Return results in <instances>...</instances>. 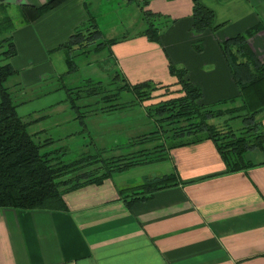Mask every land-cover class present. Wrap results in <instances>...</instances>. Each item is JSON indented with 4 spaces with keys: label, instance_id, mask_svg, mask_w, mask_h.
<instances>
[{
    "label": "crops",
    "instance_id": "1",
    "mask_svg": "<svg viewBox=\"0 0 264 264\" xmlns=\"http://www.w3.org/2000/svg\"><path fill=\"white\" fill-rule=\"evenodd\" d=\"M44 1L0 0L12 20L0 37L9 35L15 48L0 62L16 70L9 75L15 77L10 85L19 89L67 75L58 46L89 16L99 27L102 0H64L33 20L21 16V5ZM200 1L209 7L212 2ZM126 2L117 0V7ZM214 5L213 20L221 25L194 33L191 0H147L144 8L165 17L156 24V41L146 38L144 27L118 37L99 27L103 38L115 40L94 51L105 48L123 81L170 82L171 63L185 68L204 102H234L237 86L219 44L255 25L246 41L264 62V0H217ZM9 76L3 84L11 93L5 82ZM256 116L263 139L260 148L245 151L251 164L241 170L224 172L214 143L204 138L167 150L163 158L172 159L170 171L178 182L145 198L125 196L130 192L124 189L133 184L113 172L63 192L61 209L0 207V264H264V108Z\"/></svg>",
    "mask_w": 264,
    "mask_h": 264
},
{
    "label": "trees",
    "instance_id": "2",
    "mask_svg": "<svg viewBox=\"0 0 264 264\" xmlns=\"http://www.w3.org/2000/svg\"><path fill=\"white\" fill-rule=\"evenodd\" d=\"M63 1L45 0L36 6L21 5L20 13L25 20H33ZM146 3L147 0L138 3L142 17L146 21L142 33L147 39L156 41L159 33L154 19L158 14L144 8ZM189 16L190 30L194 33L206 29L215 30L221 25L214 22L212 9L200 0H191ZM11 27V18L0 6V36ZM252 28L236 32L219 44L238 91L239 101L231 106L219 107L226 103L228 98L204 102L199 86L186 77L185 68L171 63H168V72L172 76L170 82L158 83L149 79L133 83L123 82L121 87L130 89L139 102L145 103V108H148L146 112L149 115L153 113L154 121L161 133L165 130L163 125L166 123H176L177 119L182 123L183 120H188L182 126L180 125L182 123L178 125V131L168 134L164 132V141L151 146V150L141 148L130 156L120 154L104 158L100 151H97L81 154L65 162L58 156L59 148L42 151L40 149L42 144L34 139L36 132L26 130V125L30 121L17 114L11 93L3 84L5 78L16 70L9 62H0V207L64 208L62 194L66 190L87 183L100 182L111 173L122 171L134 164L162 159L168 149L204 138H209L214 143L223 162L224 172L241 170L249 166L251 163L243 155L247 149L260 148L263 129L256 114L264 108V62L257 59L246 41L251 31L257 30L255 25ZM114 40L115 37L103 38L94 17L89 16L58 46L63 50L67 72L76 68L73 51L78 49L80 53L85 52L89 50L86 48L89 45H92V50H97ZM14 53L15 48L10 36L0 37V56L8 57ZM74 89L79 96L82 88L77 86ZM103 89L100 82L95 81L90 90L86 88V94L99 93ZM114 98L116 92L107 91L102 100L110 101ZM116 107H118L116 102H109L99 109L111 110ZM223 114L232 115V118L241 117L240 125L232 128L227 123L218 124L210 121ZM173 126L175 127V124ZM185 129L186 133H182L181 131ZM151 132L154 133L155 130ZM149 137L150 135H140L137 140L141 142ZM52 141V138L47 137L45 142ZM159 145L161 148H157ZM142 154L146 155L140 157ZM95 162H100V165L91 167ZM177 182L178 175L175 171L143 175L139 182L124 189L130 192L125 196L137 194L138 196L135 195L133 198L142 199L157 189L175 185Z\"/></svg>",
    "mask_w": 264,
    "mask_h": 264
},
{
    "label": "rangeland",
    "instance_id": "3",
    "mask_svg": "<svg viewBox=\"0 0 264 264\" xmlns=\"http://www.w3.org/2000/svg\"><path fill=\"white\" fill-rule=\"evenodd\" d=\"M214 2L217 3V0L210 3L212 9L215 6ZM138 3L139 0H130L123 8L120 3L118 8L117 0H102L98 4L99 27L105 34L112 32L111 34L117 37L137 32L146 26ZM94 5L95 3L92 7ZM164 19L165 17L158 16L154 22L164 23ZM106 53L104 48L98 52L88 50L85 54H77L74 56L75 70L66 73L67 75L62 78L47 77L39 83L21 89L13 87L15 84L10 85L15 81L14 76H9L5 81L11 88V99L17 114L30 121L26 125V130L36 132L34 139L42 144L40 148L42 151L63 148L62 153L58 151V156L65 162L81 154L97 151H100L104 158L120 154L130 156L141 148L151 150L154 144L162 143L164 132L168 134L178 131V125L182 123L180 119H177L176 123H166L163 125L165 130L162 133L159 131L153 113L149 115L146 112L148 108H145V103L139 102L130 89L121 87L124 81L115 76L116 67L111 64ZM95 81L100 82L104 92L86 94V88L90 90ZM77 86L82 88L79 96L74 89ZM105 91L116 92V98L103 101ZM238 101L235 99L234 102H224L219 107L231 106ZM109 102H116L118 107L111 110L99 109ZM187 121L183 120L180 125ZM210 121L218 124L227 123L235 128L240 125L241 117L232 118V115L223 114ZM152 130L155 132H151ZM186 131L185 129L181 132ZM140 135L150 137L140 142L137 140ZM47 137L53 141L45 142ZM157 148H161L160 145ZM173 164L172 159L167 156L134 164L117 172L120 173L117 175L128 179L129 184L134 185L143 175L151 176L173 170ZM96 165H100V162H95L91 167Z\"/></svg>",
    "mask_w": 264,
    "mask_h": 264
}]
</instances>
